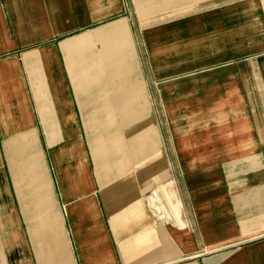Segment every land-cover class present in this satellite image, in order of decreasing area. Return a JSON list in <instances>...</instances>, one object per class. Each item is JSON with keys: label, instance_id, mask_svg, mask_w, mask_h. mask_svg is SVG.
Segmentation results:
<instances>
[{"label": "crops", "instance_id": "obj_1", "mask_svg": "<svg viewBox=\"0 0 264 264\" xmlns=\"http://www.w3.org/2000/svg\"><path fill=\"white\" fill-rule=\"evenodd\" d=\"M0 264H264V0H0Z\"/></svg>", "mask_w": 264, "mask_h": 264}, {"label": "built area", "instance_id": "obj_2", "mask_svg": "<svg viewBox=\"0 0 264 264\" xmlns=\"http://www.w3.org/2000/svg\"><path fill=\"white\" fill-rule=\"evenodd\" d=\"M154 206H155L154 200H152V199H151V208L153 209V208H154ZM161 217H162V218H164V216H163V215H162Z\"/></svg>", "mask_w": 264, "mask_h": 264}, {"label": "rangeland", "instance_id": "obj_3", "mask_svg": "<svg viewBox=\"0 0 264 264\" xmlns=\"http://www.w3.org/2000/svg\"><path fill=\"white\" fill-rule=\"evenodd\" d=\"M166 198H168V197H166ZM168 203H169V205H170V207H171V203L168 201Z\"/></svg>", "mask_w": 264, "mask_h": 264}]
</instances>
